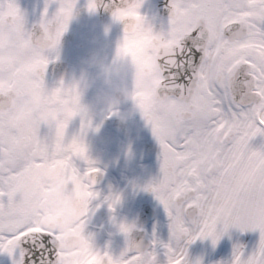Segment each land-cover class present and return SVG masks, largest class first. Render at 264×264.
Here are the masks:
<instances>
[{"label": "snow or ice", "instance_id": "obj_1", "mask_svg": "<svg viewBox=\"0 0 264 264\" xmlns=\"http://www.w3.org/2000/svg\"><path fill=\"white\" fill-rule=\"evenodd\" d=\"M47 2L38 26L29 27L17 0H0V147L16 151L14 166L0 165V252L13 264H63L58 233L31 216L41 182L99 195L102 170L84 139L91 119L80 120V138L49 142L37 132L40 118L17 116L16 95L47 86V66L74 14L76 0H57L51 15ZM143 2L87 0V8L103 6L122 23L121 46L138 57L148 82L135 99L159 145L160 171L143 187L163 205L169 236L153 230L138 238L134 222L113 216L125 246L113 254L106 245L82 264H202L190 258L189 244L211 238L215 245L232 227L258 230L259 238L250 251L234 243L230 259L217 264H264V182L242 187L235 180L241 166L264 175V145L251 144L264 135V0H167L166 27L141 12ZM50 90L71 95L78 88L61 78ZM120 199L116 192L104 197L113 210Z\"/></svg>", "mask_w": 264, "mask_h": 264}, {"label": "clouds", "instance_id": "obj_2", "mask_svg": "<svg viewBox=\"0 0 264 264\" xmlns=\"http://www.w3.org/2000/svg\"><path fill=\"white\" fill-rule=\"evenodd\" d=\"M76 67L78 75L71 82L77 85L78 90L71 95H53L49 86H34L20 91L14 100L18 118L23 121L31 117L40 118L37 132L41 140L49 142L61 134L66 138H80L79 126L70 129L77 118L79 122L84 118L91 119L92 128L98 130L103 118L109 114L116 117L118 129L125 134L131 133L136 124L134 114L140 113L135 94L148 83L138 57L131 51H125L119 38L111 57L105 46L93 47L78 58ZM89 89L92 93L86 100L85 94ZM136 155L129 141L120 145L113 161L119 164L123 160V166L131 168ZM55 158L54 150L51 159ZM15 163L14 147H0V165L12 167ZM235 180L242 187H252L264 182V175L256 168L241 166ZM92 200L88 194H74L67 184L41 182L36 189L37 202L31 207V216L38 224L58 233L63 264H82L83 259L102 249L97 234L85 231L86 224H77Z\"/></svg>", "mask_w": 264, "mask_h": 264}, {"label": "flooded vegetation", "instance_id": "obj_3", "mask_svg": "<svg viewBox=\"0 0 264 264\" xmlns=\"http://www.w3.org/2000/svg\"><path fill=\"white\" fill-rule=\"evenodd\" d=\"M17 2L25 13L27 25L29 27L34 24L38 26V22L44 12L46 0H17ZM149 6V0H144L141 6V12L145 9L147 16L150 18L151 13L149 12ZM57 7V0H48L47 8L49 15H51ZM157 15L158 16L154 19L155 25L157 27H166L167 17L159 16V13H157ZM119 24V21L113 19L110 11H106L105 14L100 13V7L95 11H90L87 8V0H76L74 14L69 20L68 27L61 36L58 58L50 60L47 66L45 73V82L47 86H55L61 78L66 82L75 79L78 75V68L76 67L78 58L86 54L87 51L93 47L105 46L111 57L114 44L121 35L119 33H123V30L119 28ZM91 93V89L86 92V100ZM134 119L136 124L129 134H125L123 130L117 128L116 117L114 115L104 117L98 130L90 128L86 134L88 155L95 160L96 166L102 170L97 177L95 186L101 184L108 175H113L117 182H108L104 193L107 195L109 192H116L121 196L114 210L102 206L96 210L92 218L87 220L86 226L93 227L94 229L98 228V233H96L97 237L99 234L104 235L105 231L100 227L102 226L100 223L101 220L110 213H117V209L121 207V205L126 206L131 203L135 206V209L132 215L118 217L117 222L123 220L135 223L137 210L144 199L143 185L150 179L159 175V151L155 152L153 155H149L148 151L144 148L145 142H153L156 141V139L152 133L148 134V131H151L150 126L144 122L140 114ZM78 126L79 120L77 118L70 125V129ZM129 141L132 142V146L137 155L136 161L132 167L126 168L123 166V160L117 164L114 163L113 157L118 153L120 145ZM144 157L154 159L156 167L153 173L148 167H145V169L142 170L144 176L139 177L138 173L142 168L141 159ZM83 163V161H77V164L81 168H83ZM133 186H137V189L134 190L132 195ZM133 196H135V198H133ZM115 225L117 226L116 223ZM93 228L92 230H94Z\"/></svg>", "mask_w": 264, "mask_h": 264}, {"label": "bare ground", "instance_id": "obj_4", "mask_svg": "<svg viewBox=\"0 0 264 264\" xmlns=\"http://www.w3.org/2000/svg\"><path fill=\"white\" fill-rule=\"evenodd\" d=\"M143 13H146L145 10L142 11ZM122 36V34L119 36V38ZM139 112L134 114V118H137L139 116ZM151 129V128H150ZM152 132V131H151ZM251 144L254 147H259L261 145H264V135H257L251 140ZM155 160L151 158H142L141 159V166L142 168L139 170L138 176H144L143 169L145 167H148L151 172L153 173L155 171ZM114 181L117 182V180L113 177V175H108L105 177V179L102 181L101 184L98 186H94L96 190H98L99 195L90 203L89 209V216L88 219L92 218L93 214L96 212V210L102 206L108 207L107 202L104 200V197L106 196L104 191L106 190V184L108 182ZM115 189V188H114ZM137 189V186H133L132 188V195L134 193V190ZM103 194V198H102ZM135 198V196H133ZM154 203L156 204L158 208V214L155 217L154 221L148 225L147 228V234L148 237H151L153 234V230H155L156 235L163 240H167L169 236V218L167 216V213L165 212L163 205L160 203V201L154 197L153 198ZM133 202V201H130ZM135 203V202H134ZM135 206L131 203L117 209V213L113 212L110 213L108 216L104 217L101 220L102 230L104 231V235H100L97 237L100 241L102 248H104L106 245L108 247V250H110L113 254H119V252L123 249V247H120V244L124 240V235L122 232L118 230V227L113 222L112 217L114 216L116 218V221L118 217H123L125 215H132L134 213ZM93 227H85V231H92L95 233L97 232L98 228ZM114 229V230H112ZM101 230V231H102ZM116 230V231H115ZM100 231V232H101ZM244 236V240H238L237 242H241L246 246L247 250H251L254 243L259 238V232L258 230H247L244 232H241L238 228L232 227L226 232L221 238L215 243V245L212 243L211 238H197L195 241H192L189 244V256L190 258H197L199 257L201 259L202 264H217V262L221 261H227L230 259L232 250H233V244L234 240L238 236ZM161 260L164 259L163 254H160L159 257ZM0 264H13V257L10 256L6 252H0Z\"/></svg>", "mask_w": 264, "mask_h": 264}]
</instances>
